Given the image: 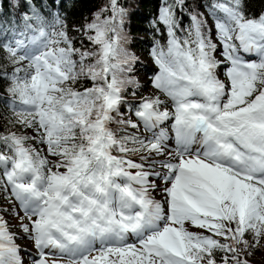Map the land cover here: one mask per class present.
I'll list each match as a JSON object with an SVG mask.
<instances>
[{
	"label": "snow or ice",
	"instance_id": "snow-or-ice-1",
	"mask_svg": "<svg viewBox=\"0 0 264 264\" xmlns=\"http://www.w3.org/2000/svg\"><path fill=\"white\" fill-rule=\"evenodd\" d=\"M9 7L0 212L20 232L0 215V264H26L25 238L31 264H250L264 245V12L160 0L145 94L125 0L73 27L64 0Z\"/></svg>",
	"mask_w": 264,
	"mask_h": 264
},
{
	"label": "trees",
	"instance_id": "trees-1",
	"mask_svg": "<svg viewBox=\"0 0 264 264\" xmlns=\"http://www.w3.org/2000/svg\"><path fill=\"white\" fill-rule=\"evenodd\" d=\"M60 2V0H57ZM192 4L199 3V0H190ZM0 26H4L6 18L14 9L9 7V0H0ZM107 3V0H64L67 23L69 27L77 26L84 22L87 17L91 19V15L102 8ZM160 0H125V7L129 11L130 23L126 26V31L129 35V43L127 47L131 52L141 50L150 56L152 46V30L150 20L155 16L159 7ZM247 8L252 14L264 12V0H246ZM203 11V8L200 9ZM144 34L142 38L140 34ZM7 81L0 80V126L13 117L12 109L4 99L8 93ZM115 127V125H114ZM0 130H3L0 127ZM3 200H0V203ZM250 264H264V245L258 251L249 257Z\"/></svg>",
	"mask_w": 264,
	"mask_h": 264
},
{
	"label": "rangeland",
	"instance_id": "rangeland-1",
	"mask_svg": "<svg viewBox=\"0 0 264 264\" xmlns=\"http://www.w3.org/2000/svg\"><path fill=\"white\" fill-rule=\"evenodd\" d=\"M141 38L145 36L143 33L139 35ZM134 53L139 58V62L136 65V75L137 78L140 80L141 84H146V88L143 89L145 94L152 91V86L150 83V77L152 75V71L155 69V65L152 61V57L148 56L141 50H134ZM158 195V194H157ZM0 207H8L7 202L3 201L0 203ZM0 215L4 217L5 220L8 221L9 227L14 232H20L19 229V219L18 217H13L9 213L0 212ZM21 215L23 213L21 212ZM193 231H200L199 229L192 228ZM17 243L21 246L22 249H26V251L21 252V256L25 259L26 264H31V257L28 255L29 252L35 253V248L31 241L27 238L18 240ZM58 257L52 256L50 260H57Z\"/></svg>",
	"mask_w": 264,
	"mask_h": 264
}]
</instances>
